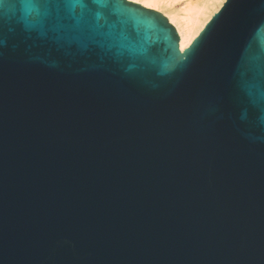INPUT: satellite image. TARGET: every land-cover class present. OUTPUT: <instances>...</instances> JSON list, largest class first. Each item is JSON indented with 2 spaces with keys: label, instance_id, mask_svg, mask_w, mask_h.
I'll return each mask as SVG.
<instances>
[{
  "label": "water",
  "instance_id": "95a60500",
  "mask_svg": "<svg viewBox=\"0 0 264 264\" xmlns=\"http://www.w3.org/2000/svg\"><path fill=\"white\" fill-rule=\"evenodd\" d=\"M0 264H264V4L0 0Z\"/></svg>",
  "mask_w": 264,
  "mask_h": 264
},
{
  "label": "bare ground",
  "instance_id": "6f19581e",
  "mask_svg": "<svg viewBox=\"0 0 264 264\" xmlns=\"http://www.w3.org/2000/svg\"><path fill=\"white\" fill-rule=\"evenodd\" d=\"M131 2H137L146 8L159 9L162 7L171 8L174 3L180 0H129ZM194 1V0H193ZM216 0H198L192 2L188 0L183 8L172 11L168 16V21L176 25L177 32L179 34V48L184 50L197 36L206 22L211 16H206L208 8L212 6V2ZM174 8V7H172ZM210 14V13H209ZM203 17L207 19H203Z\"/></svg>",
  "mask_w": 264,
  "mask_h": 264
},
{
  "label": "rangeland",
  "instance_id": "374dc122",
  "mask_svg": "<svg viewBox=\"0 0 264 264\" xmlns=\"http://www.w3.org/2000/svg\"><path fill=\"white\" fill-rule=\"evenodd\" d=\"M192 2H196V1H198V0H191ZM225 0H216V1H214V2H212V6H210L209 8H208V11H207V13H206V15H205V17L206 16H211V14H213V13H215L220 7H221V5H222V3L224 2ZM188 2V0H180L179 2H176V3H174V5L172 6V7H174V8H169V7H162V8H159V9H153V8H150V9H153V10H156V11H158V12H160L161 14H163L167 19H168V16H169V14L172 12V11H176V9H180V8H183L184 6H185V4ZM135 3H137V2H135ZM139 4V3H138ZM210 13V14H209ZM208 16V17H209ZM205 17H203V19L205 18ZM207 17V18H208ZM207 18H205V19H207ZM170 22V21H169ZM170 24L175 28V30H176V32H177V28H176V25L175 24H173V23H171L170 22ZM177 34H178V32H177ZM178 36H179V34H178ZM182 51V50H181Z\"/></svg>",
  "mask_w": 264,
  "mask_h": 264
},
{
  "label": "snow or ice",
  "instance_id": "6c2138e0",
  "mask_svg": "<svg viewBox=\"0 0 264 264\" xmlns=\"http://www.w3.org/2000/svg\"><path fill=\"white\" fill-rule=\"evenodd\" d=\"M92 2H93V3H102V0H92ZM255 2H256V0H242V3H243L245 6H248V7L253 6V5L255 4ZM260 3H261V4H264V0H260ZM45 6H47V5H45ZM53 6L59 8L61 5L57 3V4L53 5ZM103 6H106V4H103ZM25 7H36V5H25ZM80 7H82V8H86L87 5L81 3V4H80Z\"/></svg>",
  "mask_w": 264,
  "mask_h": 264
}]
</instances>
